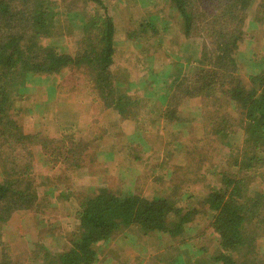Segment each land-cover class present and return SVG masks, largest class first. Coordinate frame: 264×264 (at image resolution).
Masks as SVG:
<instances>
[{"label": "trees", "instance_id": "16d2710c", "mask_svg": "<svg viewBox=\"0 0 264 264\" xmlns=\"http://www.w3.org/2000/svg\"><path fill=\"white\" fill-rule=\"evenodd\" d=\"M63 1L0 0V145L4 151L0 157V264H10L8 246L2 236L14 212L32 210L37 214L38 194L28 177L32 169V143L36 141L45 149L50 145V140L43 138L41 132H24L14 115L17 112L12 107L14 95L38 76L60 74L68 68L83 73L102 102L101 107L115 110L121 119L131 118L132 108L139 109L147 104L144 100V105L140 106L145 96L132 99L130 73L123 74L119 70L116 73L113 69L116 24L102 0H82L88 6L92 2L104 8L103 13H96L97 7L91 6L94 13L89 17L80 12L76 0L72 1L73 6L67 3V8L71 9L67 27L76 26L75 30L80 32L74 53L61 52L57 45L44 41L55 36L61 25L58 8ZM165 1L178 17L182 36L193 39L191 43L198 40L200 45L195 48L185 42L183 56L180 51L174 52L176 44L169 49L162 46L164 53L173 55L170 66L165 64L156 71L154 61L149 65L144 63L148 70L147 83L143 81L139 86L146 93L164 95L170 94L174 86L176 96L192 101L201 98L197 111L212 120V133L219 134L222 145L230 146L226 136L238 128L243 130L246 136L241 147L243 157L238 158L239 149L231 146L228 161L231 168L222 172L220 187L203 200L208 205L210 226L219 246L211 258L212 264H264L257 243L264 236V59L259 69L249 75V81L245 82L237 73L240 68L237 53L245 38L248 10L258 1L256 21L262 22L264 0ZM164 16V11L160 10L157 14H147L131 34L134 37L146 35L145 41L161 31L168 34L169 24ZM193 48L196 57L192 54ZM190 62H195L191 65L193 80L187 79L184 70L185 64ZM150 78L154 80L149 81ZM223 100L235 108L237 117L220 111ZM177 108L166 107L163 111L179 121L181 118L175 115ZM85 146L72 143L66 147L67 155L63 160L81 168L85 160L76 158L74 149ZM59 147L53 149L58 158L62 155L61 151L55 152ZM13 151L17 152L16 160ZM69 153L74 155L72 159ZM20 159H26V164L18 169ZM79 204L77 224L67 233L68 244L58 252L45 251L44 245L40 251L39 247L40 252L35 257L40 259V264H96L99 259L96 246L111 240L117 230L131 225L139 226L144 234H167L179 238L180 242L186 232L196 228L192 223L196 208L186 210V206H176L174 200L162 196H120L103 186Z\"/></svg>", "mask_w": 264, "mask_h": 264}, {"label": "rangeland", "instance_id": "374dc122", "mask_svg": "<svg viewBox=\"0 0 264 264\" xmlns=\"http://www.w3.org/2000/svg\"><path fill=\"white\" fill-rule=\"evenodd\" d=\"M64 1V7L60 5L58 8L61 25L56 29L55 36L44 41L57 45L61 52L74 53L80 32L75 30L76 26L67 27L68 11L71 10L67 8V3L72 5L74 0ZM76 2L75 5L85 16L94 13L91 6L97 7L96 13H103L104 8L92 2L89 6L82 0ZM102 2L116 24L118 50L113 69L116 73L118 70L123 74L130 73L127 76L133 84L132 99L136 100L138 95L145 96L140 106L144 105V100L147 104L139 109L132 108L131 118L125 119H121V115L113 109L103 112L105 109L102 108L99 111L97 106L90 105V85L83 73L68 68L60 74L38 76L29 85L25 84L22 92L14 95L12 107L17 111L14 115L24 132H41L43 138L50 140V145L45 149L36 141L32 143V169L28 177L38 194L37 214L32 210H17L6 223L2 238L8 246V261L10 264H40L35 255L43 245L44 250L60 251L68 244L67 233L74 230L77 224L79 201L93 196L99 187L105 186L120 196H162L174 200L176 206H186V210L196 208L192 217L196 228L193 232H186L183 242L167 234H144L137 225L121 228L111 240L96 246L99 258L96 264H212L211 257L219 246L210 226L208 205L203 200L208 193L220 187L222 172L231 168L228 162L231 146L239 149L238 158L243 157L241 147L246 136L238 128L225 138L230 146L222 145L219 134L212 133V120L197 111L201 98L192 101L191 98L176 96L174 86L168 95L146 93L139 86L143 81L147 83L148 70L144 68V63L149 65L154 61L156 71L165 64L170 66L173 55L164 53L162 46L169 49L176 44L174 52L180 51L183 56L186 53L185 42L195 48L200 45L198 40L191 43L193 39L182 36L178 17L165 0ZM257 2L254 1L248 10L245 38L237 53L240 67L237 73L245 82L259 69L264 59V20L256 21ZM159 10L164 11L169 24L166 27L168 34L161 31L147 41L146 35L134 37L131 34L143 17L157 14ZM195 48L192 54L196 57ZM194 64H185L189 80L194 78L191 72V65ZM124 85L127 88V84ZM101 105L102 102L99 103ZM176 106L175 115L181 118L179 121L163 111L166 107ZM220 111L237 117L235 108L225 100ZM72 143L86 145L74 149L76 158L83 157L85 160L82 169L68 165L62 158L67 155L66 147ZM58 146L55 152H62L59 158L53 154V149ZM2 148L0 145L1 158ZM69 155L71 159L74 156L72 153ZM13 156L16 160V151H13ZM17 162L20 163L18 169H21L26 159ZM1 173L0 162V180ZM37 243H40L39 246H36ZM257 243L260 258L264 259V236ZM1 251L0 246V255Z\"/></svg>", "mask_w": 264, "mask_h": 264}, {"label": "crops", "instance_id": "0c3cea01", "mask_svg": "<svg viewBox=\"0 0 264 264\" xmlns=\"http://www.w3.org/2000/svg\"><path fill=\"white\" fill-rule=\"evenodd\" d=\"M116 38V37H115ZM115 48H116V51L118 50L117 49V47H116V41H115ZM117 54V53H116ZM88 91H89V93L91 94V96H90V98H91V103H90V105H91V107L93 106V105H95V106H97L98 107V109H100L99 111H101L102 110V108L103 107H100L99 106V103L101 102L100 100H99V98L96 96V94L94 93V90L93 89H91L90 87L88 88ZM105 111H107L106 109L105 110H103V112H105ZM83 168V167H82ZM81 168V169H82ZM27 212V211H26Z\"/></svg>", "mask_w": 264, "mask_h": 264}]
</instances>
